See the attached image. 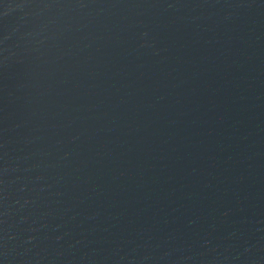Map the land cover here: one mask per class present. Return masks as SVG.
Segmentation results:
<instances>
[{
	"label": "water",
	"instance_id": "obj_1",
	"mask_svg": "<svg viewBox=\"0 0 264 264\" xmlns=\"http://www.w3.org/2000/svg\"><path fill=\"white\" fill-rule=\"evenodd\" d=\"M0 264H264V0H0Z\"/></svg>",
	"mask_w": 264,
	"mask_h": 264
}]
</instances>
